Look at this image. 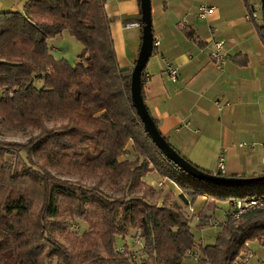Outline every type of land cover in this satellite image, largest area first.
<instances>
[{
  "label": "trees",
  "instance_id": "trees-1",
  "mask_svg": "<svg viewBox=\"0 0 264 264\" xmlns=\"http://www.w3.org/2000/svg\"><path fill=\"white\" fill-rule=\"evenodd\" d=\"M104 3L29 0L23 13H0V118L14 128L40 130L23 144L0 141V264H181L194 252L197 264H247L248 243L264 247V211L244 214L219 231L215 244L201 246L181 204L157 206L136 194L152 173L175 184L187 204L260 200L264 187L207 184L164 156L133 105V69L119 65ZM258 31L264 42V23ZM64 32L83 47L75 65L56 58L49 46ZM47 113L66 123L48 128ZM58 165L99 173L114 185L124 181L131 194L111 197L102 178L90 188L59 179L51 172ZM259 176L264 173L251 177ZM78 220L88 231L73 237L70 250L55 231ZM134 231L143 249L138 255L126 242Z\"/></svg>",
  "mask_w": 264,
  "mask_h": 264
},
{
  "label": "crops",
  "instance_id": "crops-1",
  "mask_svg": "<svg viewBox=\"0 0 264 264\" xmlns=\"http://www.w3.org/2000/svg\"><path fill=\"white\" fill-rule=\"evenodd\" d=\"M28 1L0 0V13H23ZM201 6L210 9L205 18ZM257 6L261 0H152L160 45L146 67V106L162 135L196 166L220 173L223 154L226 177L264 173V42L258 31L264 21L246 19ZM104 10L119 65L134 69L142 45L141 0H105ZM218 40L225 41L222 64L211 59ZM166 62L178 70L176 81L165 74ZM182 196L172 190L162 200Z\"/></svg>",
  "mask_w": 264,
  "mask_h": 264
},
{
  "label": "rangeland",
  "instance_id": "rangeland-1",
  "mask_svg": "<svg viewBox=\"0 0 264 264\" xmlns=\"http://www.w3.org/2000/svg\"><path fill=\"white\" fill-rule=\"evenodd\" d=\"M257 7L258 17L262 19V6ZM49 46L54 51L53 55L56 58L66 59L72 65H75L78 62L79 55L83 50L81 43L71 37L68 32H64V34L61 36L49 40ZM38 84L41 85V82ZM1 95L2 90L0 89V97ZM44 118L48 128L59 127L66 123V120L60 117L52 116L48 113L44 114ZM39 132L40 130L37 128H14L6 124L0 118V141L17 142L23 144L26 143L31 137L36 136ZM8 159L12 161L13 157L10 156ZM18 167L20 168L21 165L19 164ZM51 172L59 179L68 180L72 183L79 184L80 186L87 188L98 184L100 178H102V189L113 198L122 197L124 194H131V191L129 190L128 186H126L124 181L120 182L118 185H114L107 177H102L99 173L95 175L84 174L65 165H58L57 167L51 169ZM147 179L151 184L144 182L145 186L141 189V193L136 194L138 196L143 195L149 203L156 204L157 206H171L174 203L181 204L184 213L188 218L191 219V229L195 240L201 246L215 244V240L219 231L227 228L232 221L239 222L243 217L241 216L239 219L230 220L229 214L231 211L234 212L235 209L232 207L230 202L227 201L219 202L207 199V202L203 203L201 198H199L194 202L189 201V204H187L188 202L186 203L182 197L175 201H170V199L169 202L163 201V195H167L172 190L177 192L180 191L178 187L175 186V184H173L170 180L161 177L157 173L148 174ZM160 182H163L164 186L159 187ZM152 184H155V186ZM261 211H264V208L261 209ZM73 224H76V226L69 227L67 231H55L57 239L70 250L74 249L75 247L73 243V237L80 236L84 232L88 231V226L82 221L78 220ZM135 236L136 235L134 231L128 236L126 242L130 244L131 250L134 251L136 255H138L143 253V249L141 246H139L140 240H136ZM134 239L135 241L133 242ZM123 244L124 241L119 239L117 246L118 249H121ZM247 246L249 249V254H251L250 260L247 262V264L264 263V247L259 243V241L250 242ZM197 259L198 255L194 252L192 255L190 254L189 256H186L182 260L181 264H197ZM49 264H56V261H53Z\"/></svg>",
  "mask_w": 264,
  "mask_h": 264
},
{
  "label": "water",
  "instance_id": "water-1",
  "mask_svg": "<svg viewBox=\"0 0 264 264\" xmlns=\"http://www.w3.org/2000/svg\"><path fill=\"white\" fill-rule=\"evenodd\" d=\"M261 3L264 21V0H261ZM141 21L143 26L142 45L132 73L131 94L135 110L144 125L145 131L151 137L152 141L167 159L173 162L185 173L199 181L228 188L264 187V176L226 177L210 174L198 169L182 155H180L162 135L148 107L146 106L141 87L142 74L146 70L155 49L152 23V0H141Z\"/></svg>",
  "mask_w": 264,
  "mask_h": 264
},
{
  "label": "built area",
  "instance_id": "built-area-1",
  "mask_svg": "<svg viewBox=\"0 0 264 264\" xmlns=\"http://www.w3.org/2000/svg\"><path fill=\"white\" fill-rule=\"evenodd\" d=\"M210 12V9L206 6H201L199 8V16L201 18H205L206 15ZM258 13L254 11V9H250L247 14H246V19L248 20H256L258 19ZM134 26H138V24H135ZM160 45V42H155L154 46L157 47ZM215 49L211 53V59L216 63V64H222L224 62V47H225V41L223 40H218L215 42ZM165 74L169 77L171 81H176L178 79V70L172 66L169 62H166V67H165ZM150 75H145V82L147 83L150 80ZM218 170L219 172L224 175L226 173V159L224 155L222 154L219 157L218 160ZM164 186L163 182L159 183V187ZM232 207L235 209L234 212L231 211L229 217L230 220H236L239 219L241 216L244 214H248L249 212H252L254 210H261L264 208V199L260 200H251V201H246V202H235L232 204ZM141 242H139L140 244ZM249 256L246 259V263L249 262L250 260ZM195 258V257H194ZM264 264V263H262Z\"/></svg>",
  "mask_w": 264,
  "mask_h": 264
}]
</instances>
